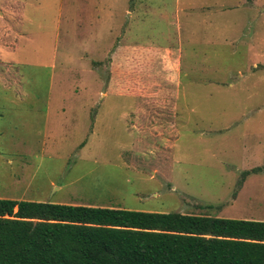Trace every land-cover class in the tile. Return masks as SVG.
Listing matches in <instances>:
<instances>
[{"label":"rangeland","instance_id":"374dc122","mask_svg":"<svg viewBox=\"0 0 264 264\" xmlns=\"http://www.w3.org/2000/svg\"><path fill=\"white\" fill-rule=\"evenodd\" d=\"M71 1L0 0V199L264 221V0ZM126 45L179 51L174 96L109 89Z\"/></svg>","mask_w":264,"mask_h":264},{"label":"trees","instance_id":"16d2710c","mask_svg":"<svg viewBox=\"0 0 264 264\" xmlns=\"http://www.w3.org/2000/svg\"><path fill=\"white\" fill-rule=\"evenodd\" d=\"M0 264H264V221L0 199Z\"/></svg>","mask_w":264,"mask_h":264},{"label":"crops","instance_id":"0c3cea01","mask_svg":"<svg viewBox=\"0 0 264 264\" xmlns=\"http://www.w3.org/2000/svg\"><path fill=\"white\" fill-rule=\"evenodd\" d=\"M65 3V0H59V5H62ZM9 7H14L13 2L7 3ZM69 5H85L84 2L81 1H74V3L67 2ZM88 5H108V3H102V2H94V3H86ZM13 12L12 17L14 18V10L11 9ZM7 26V21L5 20L3 14L0 16V36L3 38L5 37V31ZM11 33L12 30H9ZM9 33V34H10ZM2 38V39H3ZM6 37L4 38V40ZM4 40L0 41V71L3 67H5V62L1 58V48L3 47V42ZM157 60H161V63L163 65L162 71H159L157 73V82L155 85L159 86V91L153 93L154 97H169L170 94L174 96V89L176 86L179 84V74H180V55L179 51L174 48H157V47H152V48H144V47H139V46H131V45H126L123 47L117 48L112 56H111V61H110V67H109V72H110V78L108 82V87L109 89L114 88L116 90H121V87L123 86L124 88L128 86V77L132 75V72H134L135 69H138L142 67L144 64L151 65L153 67L154 63H156ZM118 66V67H117ZM117 68L123 71V83L120 81L116 83L117 81ZM152 69V68H151ZM150 71V70H149ZM147 85H152V83H147ZM118 86V87H116ZM161 86V88H160ZM122 87V88H123ZM170 92V93H169ZM136 118H141L145 117L146 119H151V118H163L167 117L168 118V112L164 110H157V111H151V112H146V111H137V114L135 116ZM148 125L152 128H155L154 130H158L159 126L160 128L163 126L167 125V122L163 123H154V122H149L147 121ZM158 125V126H157Z\"/></svg>","mask_w":264,"mask_h":264}]
</instances>
